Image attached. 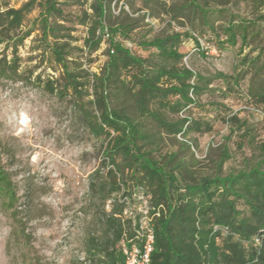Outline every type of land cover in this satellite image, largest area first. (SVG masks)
Returning a JSON list of instances; mask_svg holds the SVG:
<instances>
[{
	"label": "trees",
	"instance_id": "1",
	"mask_svg": "<svg viewBox=\"0 0 264 264\" xmlns=\"http://www.w3.org/2000/svg\"><path fill=\"white\" fill-rule=\"evenodd\" d=\"M114 1L117 4L121 0H92L91 12L83 10L81 23L87 27L83 50L92 54L102 41L109 44L107 60L98 73L83 69L76 58L68 60L75 47L71 29L58 19L63 14L58 3L76 6L88 0H45L39 19L44 37L54 40L52 50L63 68L67 87L71 85L75 93L82 94V86L90 85L94 96L90 103L98 114L91 112L88 123L95 135L108 139L103 161L108 169L104 174L95 171L89 181L90 209L96 225L86 238L84 258L72 264L124 261L121 244L136 234L142 215L138 207L144 199L139 202L134 195L141 192L148 197L147 213L154 227L151 264H264V144L259 145V158L240 169L224 171L223 165L231 157L229 147L224 145L212 172L197 170L196 159L186 153L190 143L185 135L191 130L209 131L211 125L182 112L197 103L211 79L183 64L185 54L179 46L187 34L182 32L163 31L138 42L142 50L149 52L147 56L134 52L124 40L133 41L130 34L138 19L124 7L116 14ZM210 1L215 6L212 15H216L225 11L218 6L230 0ZM245 1L251 3L256 17L229 20L222 29L226 38L218 35L217 48L235 45L237 37L241 38V47L257 41L262 45L256 57L241 59L243 67L233 76L219 72L216 77L239 85L251 75L249 97L264 104V0ZM35 2L28 0L18 9L0 6V44L16 45L29 36L33 30L23 36L17 31ZM128 2L134 8L135 1ZM141 2V9L151 10L163 0ZM191 2L203 8L197 0ZM167 14L170 22L181 16L172 10ZM212 30L217 32L214 23ZM105 34H109L106 39ZM197 46L200 48L198 40ZM249 63L252 68L246 69ZM16 72L6 60H0V77L13 78ZM229 118L244 131L240 139L251 138L248 122H242L236 114ZM169 140H174L178 148L164 150ZM118 157L123 159L121 164L116 162ZM129 170L130 175L126 172ZM125 196L136 207L134 220L125 214ZM223 229L227 232L219 243L217 237Z\"/></svg>",
	"mask_w": 264,
	"mask_h": 264
},
{
	"label": "rangeland",
	"instance_id": "2",
	"mask_svg": "<svg viewBox=\"0 0 264 264\" xmlns=\"http://www.w3.org/2000/svg\"><path fill=\"white\" fill-rule=\"evenodd\" d=\"M27 1L0 0V6L18 9ZM134 1V8L128 0L112 4L116 14L124 7L138 19L130 34L133 41L124 40L125 44L147 56L149 52L142 50L138 42L163 31L187 34L179 46L185 54L183 64L211 79L197 103L182 112L211 125L209 131L191 130L185 135L190 143L186 153L196 159V169L212 172L224 145L231 154L223 165L224 171L255 162L259 145L264 144V104L249 97L251 75L239 85L216 77L219 72L233 76L242 69L240 61L244 56L250 60L258 54L260 41L241 47L240 37L235 45L217 48V37L226 38L222 29L229 20L256 17L251 3L230 0L218 6L225 11L212 15L215 6L210 0H197L203 8L191 0H163L151 10L141 9V0ZM91 2L76 6L58 3L63 11L58 19L71 29L75 47L68 60L76 58L83 69L98 73L107 60L109 44L102 41L92 54L83 50L87 27L81 22L83 10L91 12ZM44 3L45 0H36L17 31L23 36L33 30L29 36L16 45L0 44V60L17 69L13 78L0 77V264H72L82 260L86 238L96 225L88 195L90 176L97 170L104 174L108 169L103 165L108 139L95 135L87 119L91 112L98 114L90 103L94 98L92 89L84 85L79 94L71 85L67 87L63 68L52 50L54 40L42 34L39 19ZM168 10L183 17L170 22ZM212 23L217 32L212 30ZM116 39L121 40L120 36ZM248 66L252 68L250 63L245 68ZM233 114L248 122L251 138H239L244 131L229 118ZM178 138L183 139L182 135ZM169 144L164 150L178 148L174 140ZM116 162L121 164L123 159L118 157ZM107 164L111 165L109 161ZM126 172L131 174L130 170ZM134 197L140 202L142 192ZM226 232L223 229L217 242H222Z\"/></svg>",
	"mask_w": 264,
	"mask_h": 264
},
{
	"label": "built area",
	"instance_id": "3",
	"mask_svg": "<svg viewBox=\"0 0 264 264\" xmlns=\"http://www.w3.org/2000/svg\"><path fill=\"white\" fill-rule=\"evenodd\" d=\"M109 34L104 35V39ZM204 49V47H202ZM144 202L138 207V211L142 213L139 220V225L135 227V236L122 242V250L124 254V261L119 264H151V253L154 247V227L152 218L147 213V196H143ZM126 201L127 208L125 214L130 216L133 220L135 218L136 207L128 197L122 198ZM135 225V224H134Z\"/></svg>",
	"mask_w": 264,
	"mask_h": 264
},
{
	"label": "bare ground",
	"instance_id": "4",
	"mask_svg": "<svg viewBox=\"0 0 264 264\" xmlns=\"http://www.w3.org/2000/svg\"><path fill=\"white\" fill-rule=\"evenodd\" d=\"M24 118H25V116H24ZM25 120V119H24Z\"/></svg>",
	"mask_w": 264,
	"mask_h": 264
}]
</instances>
